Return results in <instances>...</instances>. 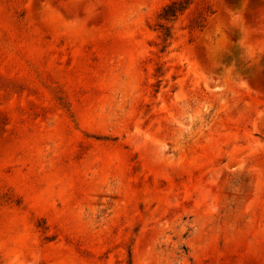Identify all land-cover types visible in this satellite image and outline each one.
I'll list each match as a JSON object with an SVG mask.
<instances>
[{
	"label": "rangeland",
	"instance_id": "rangeland-1",
	"mask_svg": "<svg viewBox=\"0 0 264 264\" xmlns=\"http://www.w3.org/2000/svg\"><path fill=\"white\" fill-rule=\"evenodd\" d=\"M0 0V264H264V0Z\"/></svg>",
	"mask_w": 264,
	"mask_h": 264
},
{
	"label": "trees",
	"instance_id": "trees-1",
	"mask_svg": "<svg viewBox=\"0 0 264 264\" xmlns=\"http://www.w3.org/2000/svg\"><path fill=\"white\" fill-rule=\"evenodd\" d=\"M194 2L195 0H173L160 12L159 19L165 22L159 24L164 49L172 39L171 28L168 27L167 24L174 22L178 16L182 15Z\"/></svg>",
	"mask_w": 264,
	"mask_h": 264
}]
</instances>
